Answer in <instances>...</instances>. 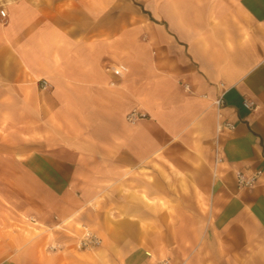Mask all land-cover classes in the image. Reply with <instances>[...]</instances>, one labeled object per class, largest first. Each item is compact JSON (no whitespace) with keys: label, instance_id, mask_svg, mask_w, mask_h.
Wrapping results in <instances>:
<instances>
[{"label":"crops","instance_id":"obj_1","mask_svg":"<svg viewBox=\"0 0 264 264\" xmlns=\"http://www.w3.org/2000/svg\"><path fill=\"white\" fill-rule=\"evenodd\" d=\"M140 3H1L0 128L59 170L45 224L0 209V264H264V0Z\"/></svg>","mask_w":264,"mask_h":264},{"label":"rangeland","instance_id":"obj_2","mask_svg":"<svg viewBox=\"0 0 264 264\" xmlns=\"http://www.w3.org/2000/svg\"><path fill=\"white\" fill-rule=\"evenodd\" d=\"M5 1L8 0H0V9H4V11L5 8H3L1 3ZM125 4H130L132 8L139 9L141 3L140 0H116L117 9L123 8ZM15 106L12 104H0V113L6 112V110L11 111ZM7 131L4 128H0V147H2L0 148L2 149L0 151V209L3 210L4 215H12L15 220L19 218V221H25L23 219L25 217L29 222H37L39 220L38 222L45 224L44 221L40 220V216L44 212L42 201L44 191L38 179L49 180L52 170H59V168L49 167L51 154H49V151L44 150L43 142L36 143L39 151L31 153L30 158H27L28 138L20 135L17 139L16 137L9 136ZM29 145H33L32 140ZM11 148L14 151H11ZM15 160L19 162L16 163ZM62 170L64 171L65 169ZM31 173L35 175L34 179H31ZM55 214L52 212L49 215L55 221V225L52 227L59 225L57 229H62V227H65V225H62L63 220L57 219V214ZM15 224L21 223L15 222ZM80 225L77 224V227ZM89 231L99 238V244L93 247H79V240L86 232V230L82 231L81 228V232L75 236L74 246L77 249L87 251L102 244L101 237L92 229ZM62 248V243L58 241H52L47 246V250L50 251Z\"/></svg>","mask_w":264,"mask_h":264},{"label":"built area","instance_id":"obj_3","mask_svg":"<svg viewBox=\"0 0 264 264\" xmlns=\"http://www.w3.org/2000/svg\"><path fill=\"white\" fill-rule=\"evenodd\" d=\"M0 16L1 17L6 16V12L4 11V9H0ZM124 69H125L124 65L120 64V65L116 66L113 69V71L115 74H120V72ZM42 86H46L45 81H42ZM215 103L217 104L218 107H220L223 104L222 97L220 96L218 99H216ZM244 104L248 108L253 107L252 101H245ZM142 116H143V114L140 113L138 110L132 109L126 115V118L130 122H135L136 120L140 119ZM224 128L233 129L234 125L230 122H227V121H220L217 124V130L221 131ZM260 173H261L260 170H255V171H252L251 173H248V174L243 173L241 171H237L235 173V181H236L237 186L238 187H250V186H252L255 183V181L257 180V178L259 177ZM99 242H100V240L96 235H94L90 231H86L85 235L79 240V247H82V246L93 247V246L99 244Z\"/></svg>","mask_w":264,"mask_h":264},{"label":"bare ground","instance_id":"obj_4","mask_svg":"<svg viewBox=\"0 0 264 264\" xmlns=\"http://www.w3.org/2000/svg\"><path fill=\"white\" fill-rule=\"evenodd\" d=\"M58 226H59V225H57V227H58ZM83 230L89 231V230H91V229H90L89 227L83 225V226H82V231H83Z\"/></svg>","mask_w":264,"mask_h":264}]
</instances>
